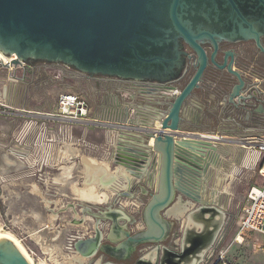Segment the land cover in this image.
I'll return each mask as SVG.
<instances>
[{"label": "water", "instance_id": "95a60500", "mask_svg": "<svg viewBox=\"0 0 264 264\" xmlns=\"http://www.w3.org/2000/svg\"><path fill=\"white\" fill-rule=\"evenodd\" d=\"M225 1L229 2L237 15H242L236 0ZM260 1L264 3V0ZM189 2L190 0H0V52L8 58L17 56L13 61L14 66H31L38 61L56 63L93 77H116L136 82L144 81L143 74L153 71L158 76L162 72L173 74L183 68L182 56L186 53L181 48L150 50L162 43L169 25L183 35L193 46L191 49L197 52V70L192 79L181 89L160 86V89H165L164 102L160 106L164 108L163 112L156 115L153 125L145 127V145L152 154L160 155L159 182L144 211L148 229L144 238L146 241L159 242L166 238L163 227L165 221L161 214L174 203L181 202L182 205L191 206L195 213L197 210L210 208L205 205L207 203L203 200L200 189L211 167L220 164L217 143L223 142V138L205 137L195 132L182 133V110L193 92L200 88L209 61L206 51L198 43L200 37L182 19L181 10ZM240 33H244L243 28ZM250 33L249 37L256 38L259 35L252 26ZM256 45L264 51L261 43ZM216 55L217 49L211 61L218 66ZM229 70L240 82L230 98L235 102L239 99L236 105L251 100V97L244 98L243 88L246 84L241 75L233 71L232 66ZM2 94L6 98L5 89ZM117 137L113 145L119 147ZM247 141L242 138L231 143L246 146ZM117 149L115 164L125 166L138 177L135 165L131 164L138 155L123 147ZM121 195L125 197L124 193ZM187 213H190V209ZM182 224L181 238L175 244L180 247L181 254H186L187 249L180 242L185 241L189 232L184 227L185 221ZM74 247L84 257H93L100 246L96 237H90L78 240ZM214 247L215 245L212 249ZM0 264L29 263L10 240L3 239L0 240Z\"/></svg>", "mask_w": 264, "mask_h": 264}, {"label": "crops", "instance_id": "0c3cea01", "mask_svg": "<svg viewBox=\"0 0 264 264\" xmlns=\"http://www.w3.org/2000/svg\"><path fill=\"white\" fill-rule=\"evenodd\" d=\"M20 72L18 76L21 79L16 82L7 73L5 82H2L3 85L0 88L5 89L7 92L6 99L10 105L31 114L25 115L26 121L23 128H20L15 133L16 147L22 150L15 151L23 152L25 149L27 159L31 162L30 166L32 168L35 166L34 159H38L36 164L38 167H58L61 170L63 166L73 165L77 167L75 172L80 171L81 173L85 167L83 156H88L97 162H105L108 166L111 163V166H113L118 152L117 148L123 147L138 155L135 161H131V164L135 165L138 177L132 175L130 171H126L125 168H120V170H123V175L131 181L130 189H125L122 188V185L128 182L120 180L119 184L122 193L125 194L126 198L133 197L131 191L136 182H143L148 185L147 188L149 189L147 191L141 188L142 195L150 196L155 192L154 188L156 190L159 182L160 155L152 154L147 148L144 132L146 131V126L154 124L156 115L163 112L164 108H160V106L164 102L165 89L137 86L116 77H93L65 65L50 63L26 65ZM50 79H52L51 83H49ZM67 79L72 80V83L68 86V93L60 94L59 92V96L56 98L57 89L63 90L64 87H67L62 85V82ZM40 80L43 81L39 82ZM44 81L45 83L48 82V84L43 83ZM204 87L208 88V85H202V88ZM130 93L135 96L133 97ZM247 93V90L243 93L244 98L251 97ZM64 94L81 97L87 102L88 115L86 120L73 122L69 119L46 117L49 114L58 112V99ZM48 95L51 96L52 101L49 106H46L45 103L43 104V100ZM20 97L24 98L23 105L19 104L18 99ZM230 97V93H227V91L222 92L217 89L215 84H212L211 88L205 90L204 93L202 91L194 92L189 102L184 106L181 115L183 116L182 133L194 134L195 132L206 137L217 136V138H223L225 141L222 140L223 142L217 143L220 164L217 167H211L200 189L201 195L210 207L223 213L222 224L217 233L215 245L222 231L226 216L224 211L225 204L220 203L221 198L219 197L223 193L226 196L231 194L232 185L243 167L257 168L259 163L260 153L251 150L247 145L240 146L231 143V141L242 138L248 140L264 135V114L258 118L252 114V110H254L257 103L248 100L236 105L239 99L235 102ZM137 98H141L144 101H138ZM30 121L33 123H30ZM51 123L55 126V131H48ZM118 135H120L119 138L117 137ZM116 137L119 147L113 145ZM66 145H70L74 150L79 151V154L69 159L62 156ZM86 147L92 150L90 156L86 155ZM111 166L110 169L113 170ZM75 172L73 177L65 180L71 186L74 184L70 181L75 178ZM80 173L79 178H81ZM202 177L204 178V176ZM227 188H229L230 193L226 192ZM116 194L117 191L113 194V200ZM180 207H183L181 202H176L162 214L163 221L168 223V225L165 222L163 224L166 230V239L173 233L175 222L185 219L183 216L177 218L169 214L172 209ZM112 211L121 213L119 210ZM117 218L119 220L122 218L127 220V222L131 221V218L127 219L123 214ZM82 220L87 219L83 218ZM197 233H200L199 229L196 230V235ZM173 254H180V252ZM204 259H206V256L199 264L206 262ZM172 260L178 261L176 258ZM99 261L102 262L101 260Z\"/></svg>", "mask_w": 264, "mask_h": 264}, {"label": "rangeland", "instance_id": "374dc122", "mask_svg": "<svg viewBox=\"0 0 264 264\" xmlns=\"http://www.w3.org/2000/svg\"><path fill=\"white\" fill-rule=\"evenodd\" d=\"M0 56L4 55L0 53ZM55 72L57 73V71ZM7 73L5 70L0 69V87L3 85L2 82H5ZM20 73L19 70L18 74ZM42 81L40 80L39 82ZM50 81L52 82V79L49 80V83H51ZM70 83H72L71 79L62 82V85L67 87H64L63 90L57 89L56 98H58L59 92L60 94L68 93ZM45 84H48V82ZM2 90L0 88V91ZM130 94L133 97L135 96L133 93ZM137 99L138 101H144L141 98ZM23 100L24 98L22 97L18 99L20 105H23ZM43 101V104L45 103L46 106H49L52 98L48 95ZM25 119L26 116L22 114L17 115L16 118H0V155L7 151L12 152L22 161L17 166L13 165L14 168L0 163V233L13 235L22 248L25 249L33 264H68V257L75 255L72 253L74 251L70 250L71 247H69L71 239L75 236H93L96 225H99L104 232L109 231L110 221L97 222L92 214H87L86 208H89L90 213L94 214H100L108 210H119L127 219L131 218L132 220L134 218L137 220L134 224H131L127 220L120 218V226L133 233L140 231L138 229L144 228L142 212L151 197L142 195L141 188L147 191L149 189L147 188L148 185L143 182H136L131 191L133 197L126 198L121 195L122 191L118 183L116 186L117 194L108 205L93 206L80 202L76 199L71 188L63 192L60 186L53 183V180L61 175V170L58 167H38L36 166L38 159H34L35 166L32 168L30 166L31 162L27 159L25 149L23 148V152H16L22 150L16 147L15 133L20 128H23ZM48 131H55V126L52 123L49 124ZM85 151H87L86 155L89 156L92 153V150H89L88 147H86ZM261 164L262 162L259 166ZM259 166L257 168L243 167L236 176L231 188V194L220 197V203L225 204L224 211L226 216L223 228L218 236L217 244L210 253L208 252L209 254L205 259L206 262L203 264H214L220 257L234 264H264V235L247 234L243 244L235 242L239 233L238 223L243 214V208L247 204L248 191L251 187L262 183V178L257 173ZM4 167L7 168L6 171ZM116 167L118 165L114 164L112 169L114 170ZM79 173L80 171L75 172V178L70 181L71 183L82 184ZM35 186L38 187L42 194L35 192ZM52 215H57L59 218L54 224L49 225L48 221ZM83 218L87 219L84 221V225H80L83 227L75 224L76 220L80 221ZM183 221V219H180L175 222L173 233L162 244L166 245L173 253H178L180 249L175 243H179L178 239L181 238L180 230ZM41 222H44L46 226H43ZM56 230L62 233L59 240L62 243V250L54 248L55 243L52 241V236ZM98 262L100 261L95 262L92 258H88L86 264Z\"/></svg>", "mask_w": 264, "mask_h": 264}, {"label": "flooded vegetation", "instance_id": "af4514ba", "mask_svg": "<svg viewBox=\"0 0 264 264\" xmlns=\"http://www.w3.org/2000/svg\"><path fill=\"white\" fill-rule=\"evenodd\" d=\"M236 2L240 6L241 16L237 15L232 10L229 2L225 0H190L185 9L181 10L182 19L188 23V27L193 33L200 37L198 43L206 51L209 60L201 80V86L194 92L202 91L204 93L205 90L211 88L212 84H215L217 89L222 92L227 91L231 95L235 87L240 85L237 76L229 70L232 66L233 71L238 72L246 84L243 89L247 90L251 100L257 103L254 110H252V114L258 118L264 114V51L259 49L256 43H261L264 48V3L260 0H236ZM251 26L259 33L256 38L248 36V34H251ZM241 28H243V34L240 33ZM192 47L183 35L169 25L166 28V37L162 43L150 50L181 48V51L186 53L182 56L183 68L178 69L173 74L162 72L159 76L155 71L144 73V81L142 82L129 79L128 81L137 86H148L155 89H160V86H169L175 89L183 88L197 70L195 64L198 63V54L191 49ZM216 49L215 59L218 66H215L211 61ZM34 63L45 62L38 61ZM50 64L56 65V63ZM58 65L64 66L63 64ZM204 84L208 85V88H202ZM146 206L142 212L144 228L135 233L129 232L120 226L117 217L122 216L121 213L108 210L100 214H94L87 210V214H92L97 222L110 221L109 231L104 232L99 225H96L93 236H75L71 239L70 250L74 251L72 253H76L74 244L78 240L96 237L100 247L92 257L95 262L101 260L103 264H139L143 262L142 259L146 261L145 256L149 252L156 249L159 253L156 262H147L161 264L162 261L170 260V254L163 253L165 248L168 249L166 245H162L165 243L166 238L159 242L144 239L148 231L144 213ZM84 221L76 220L75 224L78 226L84 225ZM136 221L132 218L129 223L134 224ZM186 257L178 261L183 263Z\"/></svg>", "mask_w": 264, "mask_h": 264}, {"label": "bare ground", "instance_id": "6f19581e", "mask_svg": "<svg viewBox=\"0 0 264 264\" xmlns=\"http://www.w3.org/2000/svg\"><path fill=\"white\" fill-rule=\"evenodd\" d=\"M0 61L2 63H8L10 59H8V57L0 56ZM157 126L159 127L160 124L158 123ZM212 137L217 138V136H212ZM64 151H65L64 153L62 152L63 153L62 156L68 159L71 157L77 156L79 154L78 153L79 151L74 150L73 147H71L70 145H66V148ZM18 158L19 157L16 156L15 153L13 154L12 152L7 151V152H4L3 155H0V163L8 167L9 166L13 167V165L17 166L18 164L22 163L21 159L20 158L18 159ZM83 161H84L85 167L80 173V177L82 178L81 185H78V183H74L71 186L69 185V183H66L65 181L73 177L74 172L77 169V167H74L73 165L63 166V168L61 169V175L59 177H56L53 180V183H56L58 186H60L63 192H66L68 188H71L73 190V193L75 194L76 199H78L82 203L84 202L85 204L93 205V206L110 204L113 201V194L115 193L116 186L120 182V180H124V181L126 180L128 182V183L122 182L123 183L122 188L130 189V186H131L130 179L126 177L125 175H123V170H120V168H125V166L121 165V166L116 167V169L111 170L110 166H108L105 162H97L96 160L88 156H83ZM4 169L6 171L7 168L4 167ZM125 170L128 171L126 168ZM34 190L38 194H42L37 186L34 187ZM226 192L230 193L229 188L226 189ZM205 205H209V204L207 203ZM189 209H190V213H187ZM169 214L177 218H180L181 216L185 218L184 227L188 228L189 233L186 234L185 241H181L180 244L183 246L184 249H187V253L181 254L180 252V254H173L172 252L165 249L164 253L170 254L171 258L170 260L166 262H163L161 259L162 261L161 264H199L205 256L207 257L213 245H215L217 233L220 230V225L222 224L221 220L223 219V213L219 212L213 207L212 208L210 207L209 209L207 208V209L197 210L195 213V212H192L191 206L189 207L188 205H183V207L172 209L171 211H169ZM36 216L39 217V215L37 214ZM58 218L59 217H57V215H52L50 220L48 221L50 223L49 225L54 224ZM41 223L43 226H46L44 222H41ZM197 229H199L200 233L199 234L197 233L196 235ZM61 235H62L61 231L56 230L55 234L52 236V241L53 243H55L54 248L56 250H60V249L62 250V247H61L62 243L59 241ZM3 239L10 240L16 246V248H18L19 251H21V253L26 258L28 263L33 264L32 261L29 259L25 249L22 248L18 240L13 235L9 233L7 234L0 233V240H3ZM190 246L191 248H189ZM73 254H75L73 257H68V259L66 258L68 264L69 263L70 264H86L88 258H92V256L84 257L78 252L73 253ZM158 255H159L158 249L153 250L145 256L146 261H144L143 259L142 261L147 264L149 263L153 264L147 261L156 262ZM188 255H191V256L189 257ZM184 257L186 258L184 259L183 263L179 262L180 259ZM173 258H176L179 261L176 262L172 260ZM96 264H103V263L98 262Z\"/></svg>", "mask_w": 264, "mask_h": 264}, {"label": "built area", "instance_id": "2783aa9c", "mask_svg": "<svg viewBox=\"0 0 264 264\" xmlns=\"http://www.w3.org/2000/svg\"><path fill=\"white\" fill-rule=\"evenodd\" d=\"M18 58L17 56L9 57L10 61L8 63H2L0 61V69L8 72L13 81H19L21 77L18 76V71L25 68V64L22 65H13V61ZM3 91H0V118H16L17 115H31L28 112L14 108L7 102L6 98L3 96ZM7 93V92H6ZM58 112L55 114L45 115L46 117L60 118V119H69L73 122H81L87 119L88 115V104L81 97L64 94L61 95L58 99ZM30 123H33L30 121ZM212 137V136H211ZM247 146L258 153L259 160L258 166V175L262 178V183L255 185L250 188L247 196V204L243 208V214L238 223L239 233L235 239L237 243L242 244L245 234L247 233H256L259 235H264V135H259L248 139ZM262 158V159H261ZM214 264H234L231 261H227L223 257L218 258Z\"/></svg>", "mask_w": 264, "mask_h": 264}]
</instances>
